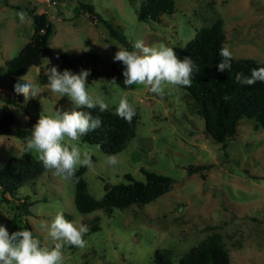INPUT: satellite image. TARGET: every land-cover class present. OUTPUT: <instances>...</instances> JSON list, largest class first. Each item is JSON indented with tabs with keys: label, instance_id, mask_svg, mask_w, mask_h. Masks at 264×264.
I'll list each match as a JSON object with an SVG mask.
<instances>
[{
	"label": "rangeland",
	"instance_id": "obj_1",
	"mask_svg": "<svg viewBox=\"0 0 264 264\" xmlns=\"http://www.w3.org/2000/svg\"><path fill=\"white\" fill-rule=\"evenodd\" d=\"M144 1L0 0V118L11 114L12 127H24L27 116L16 102L27 88L21 103L35 99L41 107L36 137L24 142L0 135V170L11 157L43 159L47 148L75 168L87 165L83 179L96 200L105 183L124 182L125 174L144 181L143 171H153L173 180L152 202L110 215L79 213L73 181L55 171L7 195L8 202L0 192V264H154L156 251L176 264L213 233L229 264H264L263 128L243 118L226 145L214 142L190 95L164 69L196 33L218 21L226 55L264 61V0H174V13L142 20ZM30 9L48 19L51 47L70 56L92 50L94 68L120 71L128 87L79 69L61 80L62 62L47 55L24 76H10L5 62L33 34ZM105 22L127 43L112 37ZM87 105L136 113L134 136L121 152L108 155L82 140L74 115ZM190 166L203 169L188 174ZM25 199L28 212L18 211ZM95 218L99 229L92 231Z\"/></svg>",
	"mask_w": 264,
	"mask_h": 264
},
{
	"label": "trees",
	"instance_id": "obj_2",
	"mask_svg": "<svg viewBox=\"0 0 264 264\" xmlns=\"http://www.w3.org/2000/svg\"><path fill=\"white\" fill-rule=\"evenodd\" d=\"M88 13L93 8L82 5ZM142 20H156L163 14L175 12L174 0H145ZM33 20V34L18 55L5 62L7 73L12 77H22L30 67L42 62V55L62 62L59 78L66 77L68 70L79 69L91 78H110L126 89L120 71L114 68L98 71L94 68L97 59L95 52L87 51L81 55L70 56L66 52L49 45L52 30L45 14L29 10ZM109 34L126 44L119 32L105 22ZM225 32L220 21L208 29L195 34L185 48L168 60L164 69L174 77L176 83L185 90L196 105L197 113L204 121L206 134L216 143L226 145L237 132L243 118L251 120L257 129L264 130V61L254 59L234 60L224 51ZM47 80V76L43 77ZM28 88L18 95L17 105L27 116L23 128H13V115L0 118V135H9L24 142L36 137L40 104L29 99L22 104ZM11 117V118H10ZM81 130L84 142L96 144L108 154L121 152L127 141L134 136L137 115L131 109L114 113L105 106L87 105L79 108L74 115ZM86 164L78 168L45 150L43 159L36 160L25 154L23 158H9L0 170V192L2 201L8 202L18 190L28 182L38 178L43 172L55 171L68 176L74 183V205L81 214L101 209L107 215L113 209L127 208L131 205H144L170 191L173 180L169 176L153 171H143L144 181L135 180L130 174L124 175V182L114 185L104 184L101 200L94 199L88 192L83 174ZM202 166H190L188 174L202 170ZM30 202L22 200L16 205L18 211L28 212ZM90 230L97 231V218L93 219ZM207 244L192 253L178 258L176 264H229L228 251L223 247L219 236L211 234ZM154 264H172L167 255L156 251Z\"/></svg>",
	"mask_w": 264,
	"mask_h": 264
},
{
	"label": "built area",
	"instance_id": "obj_3",
	"mask_svg": "<svg viewBox=\"0 0 264 264\" xmlns=\"http://www.w3.org/2000/svg\"><path fill=\"white\" fill-rule=\"evenodd\" d=\"M43 1H45L46 3H52L53 2V0H43Z\"/></svg>",
	"mask_w": 264,
	"mask_h": 264
}]
</instances>
